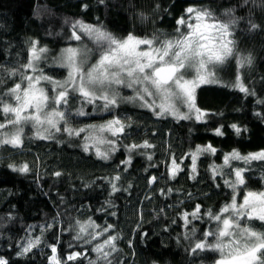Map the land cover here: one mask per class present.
Segmentation results:
<instances>
[{
  "label": "trees",
  "instance_id": "16d2710c",
  "mask_svg": "<svg viewBox=\"0 0 264 264\" xmlns=\"http://www.w3.org/2000/svg\"><path fill=\"white\" fill-rule=\"evenodd\" d=\"M84 4L88 5L87 10L83 9ZM192 4L209 8L221 18L231 8L235 16L243 18L235 29L237 47L241 55H251L253 62L239 71L255 95H245L222 84L202 85L196 91L198 106L217 113L207 118L206 123L177 121L172 116L161 119L136 102H121L106 111L102 108L103 101L85 104L78 94L71 95L69 104L63 108L71 113V128L100 125L117 117L131 123L120 134L118 150L110 160L98 159L95 147L83 151L87 132L70 137L61 131L55 133V139L40 140L31 125H25L21 148L0 146V256L10 264H50L51 244L56 245V257L61 264L72 252L86 253V258L67 264H89L97 256L92 247L108 235L119 236L116 241L119 252L111 257L113 264H212L216 254L192 253L191 248L203 232L216 227L208 211L219 213L231 200V189L224 181L232 177L214 178L213 167L222 166L224 155L233 150L241 154L264 150V120L256 115L264 116V104L258 103L264 100V10L258 4L254 5L252 0L248 4L244 0H105L103 4L98 0H0V95L20 82L18 75L9 77L3 69L22 71L21 65L29 58L31 41L49 49L48 59L40 62L44 74L56 80L65 79L67 69L57 66L54 58L68 46L93 47L86 40L80 43L70 39L72 21L101 24L117 37L132 33L150 38L154 33H174L176 19ZM249 17L261 27L250 31ZM95 59L93 56L92 60ZM237 71L236 60L231 58L217 69V74L223 84H228L235 80ZM48 89L51 94V88ZM119 92L123 97L134 95L132 89ZM81 108L88 115H76ZM3 120L0 114V122ZM232 124L247 131L236 135ZM220 125L225 126L223 136L215 135L214 130ZM60 127L63 129V122ZM145 141L153 147L134 151L131 165L121 163L129 156L124 145ZM208 144L217 152L199 156L193 179L190 154L198 145ZM147 155H152L151 161ZM173 158L183 171L175 179H169ZM10 164L18 167L27 164L30 171L15 172L8 167ZM231 164L245 167L243 161ZM56 172L61 175L56 176ZM117 175L118 181L114 180ZM152 176L157 180L149 184ZM246 177L249 188H264V161H253ZM112 183L120 191L113 192ZM242 196L243 191L238 201ZM198 204L202 218L186 225L183 214L191 213ZM89 221L101 228L113 227L92 244L75 240L77 222ZM252 224L264 231L260 221ZM37 237L44 243L18 257L20 245Z\"/></svg>",
  "mask_w": 264,
  "mask_h": 264
},
{
  "label": "snow or ice",
  "instance_id": "6c2138e0",
  "mask_svg": "<svg viewBox=\"0 0 264 264\" xmlns=\"http://www.w3.org/2000/svg\"><path fill=\"white\" fill-rule=\"evenodd\" d=\"M98 3L103 4L105 0H98ZM248 3L249 0H244V4ZM252 3L258 4L264 10V0H252ZM82 7L87 10L88 5L84 4ZM241 19L243 18L234 15V9L231 8L226 9L221 18L209 8L192 4L176 19L177 27L174 33L168 35L154 33L150 38L137 37L132 33L126 37H117L101 24H88L83 20L72 21L70 39L80 42L83 37H87L93 47L68 46L61 50L60 55L55 57L53 62L67 69V76L63 80H56L44 74L40 62L48 59L49 49L40 46L38 41H31L28 61L21 65L23 70L3 69L9 77L18 75L20 82L0 95V114L4 117L3 122H0V146L11 145L13 148H21L24 143L25 125H31L35 129L36 138L40 140L55 139V133L61 131L66 132L70 137L87 132L86 143L82 146L83 151L88 152L90 147H95V155L98 159L110 160L112 154L118 150L116 143L120 134H124L126 128L131 127V123H125L117 117L100 125L71 128L69 126L71 113H66L63 108L69 104L73 94H78L85 104L103 101L102 108L106 111L121 102L139 101L141 107L147 108L161 119L172 116L177 121L195 120L206 123L207 118L217 113L198 106L196 91L202 85L222 84L245 95H255V92L245 85L239 71L253 62L251 55H241L237 47L235 29ZM248 25L250 31L261 27L250 17ZM93 56L96 59L90 62ZM231 58L236 60L237 75L234 81L223 84L217 69ZM47 85L51 86V94ZM121 87L132 89L134 95L121 96L119 92ZM258 103L264 104V100H259ZM181 108L186 111H182ZM76 115L84 116L88 113L81 108ZM256 115L264 120V116L260 113ZM61 122L64 124L63 129L60 127ZM224 127V125L217 127L214 130L215 135L223 136ZM230 127L234 129L236 135L247 131L246 128L242 129L236 124ZM105 133L117 139H110ZM99 145L106 147L101 149ZM124 147L129 156L121 163L131 165V154L134 151L151 148L153 145L145 141L143 144L124 145ZM216 152L217 149L211 144L196 147L195 152L190 154L193 174L191 178L195 179L199 156L215 155ZM147 159L151 161L152 155H147ZM223 160L222 166L213 167V173L214 178L216 175L232 177L224 181L231 189V200L220 209L219 213L208 211L207 215L216 222V227L203 232L202 238L195 242L191 252L216 254L212 264H264V231L257 230L252 224L253 221H260L264 226V188L259 190L249 188L246 177L253 161H264V150L248 154L233 150L225 154ZM231 161H243L245 167L233 166ZM8 167L20 173L30 171L27 164L19 167L10 164ZM226 168L229 171H225ZM182 171L183 169L173 158L169 179H175ZM54 174L61 175L60 172ZM114 180H120V176H115ZM156 180V176L150 177L149 184ZM112 191H120L115 183H112ZM168 191L172 190L168 189ZM241 191L243 196L238 201L237 197L240 196ZM183 218L186 225L192 220L201 219V206L196 205L191 213H184ZM77 225L79 230L73 238L77 241L83 240L85 244H92V241L97 240L113 227L105 225L101 228L92 221L87 224L77 222ZM98 228L100 230L96 231ZM192 232H195L194 228ZM118 239V235H108L102 243H96L91 249L97 254L96 259L89 260V264H98V262L113 264L111 257L113 253L119 252L116 244ZM43 243L41 237L26 239L17 249V256L23 257ZM48 246L53 253L49 258L50 264H61L56 257V245ZM129 247H132L131 241ZM81 257L86 258V253L72 252L67 256L64 264ZM0 264H10V261L0 256Z\"/></svg>",
  "mask_w": 264,
  "mask_h": 264
},
{
  "label": "rangeland",
  "instance_id": "374dc122",
  "mask_svg": "<svg viewBox=\"0 0 264 264\" xmlns=\"http://www.w3.org/2000/svg\"><path fill=\"white\" fill-rule=\"evenodd\" d=\"M88 38L87 37H83V39H82V41H80V43H82V42H85V40H86V44H87V42H89V43H92L90 40H87ZM78 42V41H77ZM95 61V60H94ZM92 59H91V61L90 62H94ZM31 74V73H30ZM47 87L48 88H51V86L50 85H47ZM120 89H129V88H123V87H121ZM130 90V89H129ZM134 94V93H133ZM136 103L138 104V105H140V102L139 101H136ZM144 108V107H143ZM181 110L182 111H186V109H184V108H181ZM34 132H35V129H34ZM105 135L106 136H108L110 139H113L114 137H111V135L109 134V133H105ZM99 147L101 148V149H104L106 146H104V145H99Z\"/></svg>",
  "mask_w": 264,
  "mask_h": 264
}]
</instances>
